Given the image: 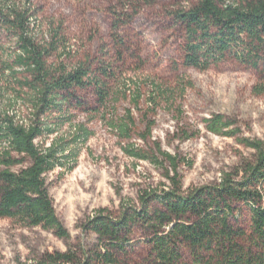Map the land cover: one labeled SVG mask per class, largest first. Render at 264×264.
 Masks as SVG:
<instances>
[{
	"label": "rangeland",
	"instance_id": "obj_1",
	"mask_svg": "<svg viewBox=\"0 0 264 264\" xmlns=\"http://www.w3.org/2000/svg\"><path fill=\"white\" fill-rule=\"evenodd\" d=\"M27 1L34 14L32 34L49 50L47 64L66 71L84 66L107 93L101 105L94 86L65 92L61 109L46 114L56 133L36 140L48 147L54 139L70 142L79 128L90 132L85 142L72 145L78 149L73 169L56 168L46 176L55 212L72 244L96 247V236L83 229L95 211L106 208L117 217L125 205L139 207L141 192L169 186L162 168L123 153L128 144L148 152L156 142L162 151L184 160L178 167L183 193L214 186L224 173L252 159L253 151L236 138L264 140V92L254 91L264 83L261 67L231 55L204 71L184 65V30L174 15L196 0H13L20 5ZM114 12L131 17L119 30L113 27ZM16 52V38L0 19V86L5 89L0 110L8 108L26 122L31 114L26 91H20L4 70ZM16 78L29 76L21 72ZM156 86L174 95L170 101L157 98L152 107ZM134 92L141 96L137 108L130 103ZM128 110L133 127L130 139L123 140L112 124ZM215 115L232 121L240 133L226 137L209 132L206 121ZM148 123H153L152 131L143 141L140 136ZM237 208L248 211L243 205ZM131 239L120 262L142 264L148 254L146 239L140 231ZM65 250L64 241L50 231L0 219V264H31L43 253ZM184 261H190L188 254Z\"/></svg>",
	"mask_w": 264,
	"mask_h": 264
},
{
	"label": "trees",
	"instance_id": "obj_2",
	"mask_svg": "<svg viewBox=\"0 0 264 264\" xmlns=\"http://www.w3.org/2000/svg\"><path fill=\"white\" fill-rule=\"evenodd\" d=\"M0 4V19L6 32L16 38L17 47L4 70L20 91H26L31 110L26 122L19 121L8 108L0 110V219L40 227L66 245L65 251L43 253L31 264H121L120 257L131 247L136 231L146 239L148 254L142 264H264V140L243 137L236 140L253 151L252 159L235 172L224 173L218 184L188 193H183L178 173L184 160L162 151L156 142L148 152L130 144L123 147L127 157L162 168L169 186L141 192L139 207L125 205L117 217L106 208L95 211L83 229L96 236V247L87 250L84 244H72L55 212L46 176L56 168L71 171L78 155L72 145L85 142L90 132L79 128L70 142L54 139L48 147L37 145L36 140L56 133V125L48 122L46 114L61 109L67 101L65 92L94 86L101 105L107 93L103 82L89 75L84 66L66 71L47 64L49 50L32 34L30 21L34 14L28 1L20 5L0 0ZM113 15L116 30L131 19L126 14ZM174 17L184 30L185 66L204 71L231 55L254 68L260 66L264 80V0H196ZM21 72L29 78L17 79ZM4 90L0 86V103ZM155 91V98L150 99L152 107L157 106V98L170 101L174 95L157 86ZM254 91L263 93L264 83ZM140 99L139 92H134L130 99L133 108L138 107ZM206 123L211 133L226 137L240 133L232 128V121L220 115ZM152 126L147 124L141 140L150 136ZM132 127L130 110L112 124L123 140L130 139ZM183 136L190 137L186 133ZM15 167L20 170L14 172ZM185 254L189 262L184 261Z\"/></svg>",
	"mask_w": 264,
	"mask_h": 264
}]
</instances>
